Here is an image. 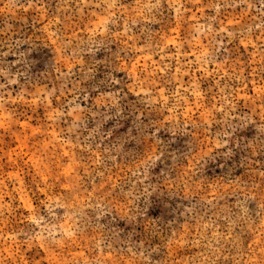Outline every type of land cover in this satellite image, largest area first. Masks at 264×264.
Instances as JSON below:
<instances>
[{"label":"rangeland","instance_id":"374dc122","mask_svg":"<svg viewBox=\"0 0 264 264\" xmlns=\"http://www.w3.org/2000/svg\"><path fill=\"white\" fill-rule=\"evenodd\" d=\"M0 264H264V0H0Z\"/></svg>","mask_w":264,"mask_h":264}]
</instances>
